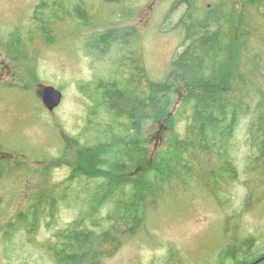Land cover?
<instances>
[{
  "label": "rangeland",
  "instance_id": "obj_1",
  "mask_svg": "<svg viewBox=\"0 0 264 264\" xmlns=\"http://www.w3.org/2000/svg\"><path fill=\"white\" fill-rule=\"evenodd\" d=\"M175 2L0 0V158L12 164H24L0 182L3 226L0 264H57L50 250L55 233L87 213L88 204L84 200L75 202L74 193H82L86 200L89 194L74 185V192L68 193V200L59 209L56 223L46 216L37 232L29 234L24 228L17 230L16 221V229L10 228L13 234L7 233L10 230L7 225H11L19 210L29 205L40 186L60 184L69 176L78 144L97 137L96 132L110 121L106 110L95 101L92 86L105 83L113 75L120 50L112 46L105 57H97L85 48L86 37L109 29L137 30L141 51L137 56L141 53L151 79L162 80L184 38L182 28L173 26L186 12L187 4L171 10ZM43 3L45 7L38 12ZM192 3L199 17L209 8L225 11L232 36L231 54L235 56L226 70L227 77L232 82L245 74L264 92L263 12L252 14L253 31L244 37L242 31L246 25L242 26L241 15L245 0H192ZM78 5L87 10L89 26L78 16L74 8ZM44 20L51 27L50 33L41 32ZM18 40L23 50L19 59L13 57ZM50 84L64 93V100L54 113L44 106L41 97L42 87ZM168 95L167 120H149L144 124V134L151 140V160L175 132L183 134L185 129V123L175 122L173 115L189 97L188 89L183 90L178 84ZM258 101L259 97L252 101V109ZM171 117L175 128L169 123ZM253 118L252 110L243 116L236 130L232 153L239 178L227 186L230 192L222 195L224 204L212 198L215 195L206 186L210 183L207 178L193 183L189 190L180 187L162 198L141 233L125 240L100 264H217L221 248L237 235L251 239L250 254L254 257L263 254L264 188L257 189L254 197L249 198L252 190L246 185L256 177L247 172L250 158L255 155L249 135ZM47 165L52 169H44ZM140 172L136 170L135 175ZM45 177L47 186L41 185ZM236 262V259L227 260V264Z\"/></svg>",
  "mask_w": 264,
  "mask_h": 264
},
{
  "label": "trees",
  "instance_id": "obj_2",
  "mask_svg": "<svg viewBox=\"0 0 264 264\" xmlns=\"http://www.w3.org/2000/svg\"><path fill=\"white\" fill-rule=\"evenodd\" d=\"M184 3L187 4L186 12L173 26L184 32L181 49L162 80L151 79L141 53L137 56L141 52L137 30L109 29L84 40L88 52L97 57H105L114 48L112 46H118L120 50L113 75L105 83L92 86L95 101L106 110L110 121L96 132L97 137L78 144L69 176L51 187L47 186L45 177L41 185L47 187L40 186L29 205L19 210L11 225H7L9 229H16L17 221V230L24 228L29 234H35L46 216L56 223L59 209L68 200V193L74 192V185L88 193V200L82 193H74L75 202L84 200L88 204L86 215L54 235L50 250L57 264H100L125 240L142 232L164 196L180 187L189 190L193 183L204 178L210 181L206 186L215 195L212 198L224 204L222 195L230 192L227 186L239 178L232 153L236 146L235 133L243 116L252 110L254 121L250 123L249 135L255 155L250 158L251 166L247 172L257 178L246 183L252 190L248 197H254L257 189L264 188V169H261L264 167V92L245 74L238 75L232 82L227 77L226 70L235 56L231 54L232 36L225 11L209 8L199 17L192 0H176L171 10H177ZM58 6L62 5L58 2ZM74 8L89 26L87 10L80 5ZM242 11L245 37L254 28L250 23L252 14L256 11L264 14V0H245ZM42 24L41 32L50 33L48 22L44 20ZM20 47L18 40L14 58L23 53ZM178 84L189 93L173 115L177 119L175 122L185 123L184 132H175L151 160V140L144 134V124L149 120H167L170 107L167 95ZM258 97L259 101L252 109V101ZM175 122L172 117L169 119L174 128ZM3 159L0 158V182L12 170L24 166ZM44 169L52 168L47 165ZM136 170L141 171L140 174L135 175ZM1 223L0 215V235ZM11 229L7 231L8 235L13 234ZM251 251L249 237L234 236L221 248L217 264H227L228 259H236L238 264L250 263L264 255L254 257ZM258 264H264V260Z\"/></svg>",
  "mask_w": 264,
  "mask_h": 264
},
{
  "label": "water",
  "instance_id": "obj_3",
  "mask_svg": "<svg viewBox=\"0 0 264 264\" xmlns=\"http://www.w3.org/2000/svg\"><path fill=\"white\" fill-rule=\"evenodd\" d=\"M41 97L44 106L49 110V112L54 113L55 110L62 104L64 100V93L55 85H44L41 89ZM263 260L264 255L254 262L241 264H258Z\"/></svg>",
  "mask_w": 264,
  "mask_h": 264
},
{
  "label": "flooded vegetation",
  "instance_id": "obj_4",
  "mask_svg": "<svg viewBox=\"0 0 264 264\" xmlns=\"http://www.w3.org/2000/svg\"><path fill=\"white\" fill-rule=\"evenodd\" d=\"M2 235V234H1ZM4 236V235H3ZM3 238V237H2Z\"/></svg>",
  "mask_w": 264,
  "mask_h": 264
}]
</instances>
